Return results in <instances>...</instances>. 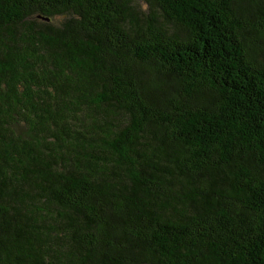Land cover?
I'll return each mask as SVG.
<instances>
[{
	"label": "trees",
	"instance_id": "trees-1",
	"mask_svg": "<svg viewBox=\"0 0 264 264\" xmlns=\"http://www.w3.org/2000/svg\"><path fill=\"white\" fill-rule=\"evenodd\" d=\"M0 264H264V0H0Z\"/></svg>",
	"mask_w": 264,
	"mask_h": 264
}]
</instances>
